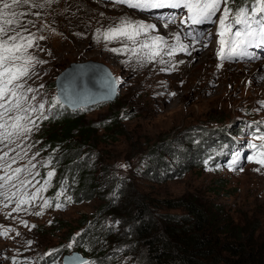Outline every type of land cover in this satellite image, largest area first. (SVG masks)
<instances>
[{
    "label": "rangeland",
    "instance_id": "1",
    "mask_svg": "<svg viewBox=\"0 0 264 264\" xmlns=\"http://www.w3.org/2000/svg\"><path fill=\"white\" fill-rule=\"evenodd\" d=\"M34 2L45 4V0ZM95 2L100 4L99 7L93 5ZM171 9L140 12L115 4L113 0H52L42 8L28 5L15 8L17 13H25L19 20L28 32L14 27L24 36L34 34L38 47L34 46L28 52L44 61L37 64L33 74L24 80L26 87L35 90L28 93L29 97H36L30 103H45L48 115L57 104L56 78L70 63L88 60L105 63L116 78L117 97L89 107L84 114L87 124L99 127L92 136L98 148L93 152L101 154L104 166L108 165L110 170L116 167L129 180L135 181L141 192L154 198L186 197L202 205L220 206L237 224L248 222L250 227H256L264 242V167L257 172L255 169L261 166L248 159L261 150L249 148V143H264L256 139L264 134V104L261 103L264 101V45L249 47V56L225 60L222 67H218L221 61L217 52L211 58L213 64L200 61L196 56L190 62L192 56L178 52L172 58L176 69L164 72L160 70L164 66L157 62L140 66L136 60H130L129 54L109 50L120 47V43L96 38L97 29L103 32L124 16L140 19L142 16L156 25L152 34L162 35L170 43L174 40L164 33L169 27L181 34L183 43H193L194 49L203 45L197 48L199 54L206 55L209 45L219 50L218 18L221 13L213 18L216 23L192 24L188 21L182 24L187 10ZM161 17H175L176 23H169L164 28L165 20ZM239 27L234 26L232 31ZM185 33L197 36L199 43L184 38ZM40 36L45 39L39 40ZM215 68L219 74L214 76ZM31 118L37 127H33L27 136L14 138L7 147L0 143V156L8 153L0 160V167L4 169L0 170V176L5 175V171L15 175L13 170L19 167L24 170L20 173L21 179L31 180L24 186L13 180L15 187L6 184L5 188L11 199L0 196V233L8 230L7 236L0 234V264H53V261L64 264L66 255L79 251L73 241L82 230L81 220L85 216L91 217L102 201L68 203L66 207L56 209L53 200V206L44 208V214L37 216L34 213L41 210V200L37 199L23 206L26 211H12L17 200L27 198L21 194L34 192L43 184L46 172L53 169L50 164L45 166L48 157L41 140L46 120H38L36 114H31ZM103 124H110V129ZM227 139L229 142L223 143ZM215 142L219 145V158L211 165L206 154L203 162L210 165L195 167L192 159L197 156L196 148L202 143L212 145ZM155 153L167 160L174 156L183 167L170 165L174 170L169 175L162 174L161 180L157 179L152 172ZM235 153H239L240 158L234 168H230ZM52 194L50 183L41 196H56ZM60 200L63 202L64 198ZM21 221H27V226ZM70 243L71 248L68 247ZM57 249L59 251H54ZM50 252L53 253L51 256L48 255ZM118 259L116 264H131L126 255H120Z\"/></svg>",
    "mask_w": 264,
    "mask_h": 264
},
{
    "label": "trees",
    "instance_id": "2",
    "mask_svg": "<svg viewBox=\"0 0 264 264\" xmlns=\"http://www.w3.org/2000/svg\"><path fill=\"white\" fill-rule=\"evenodd\" d=\"M86 111L89 107L72 110L57 103L48 112L41 140L55 169L52 195L63 187L73 203L102 201L91 217L81 220L82 230L75 238V246L89 261L116 264L126 255L131 264H264V242L255 226L237 224L220 206L186 197L154 198L116 167L104 166L101 154L93 152L98 148L92 136L99 127L86 123ZM103 125L110 129V124ZM218 147L216 142L202 143L193 165H213ZM206 154L210 164L203 162ZM153 155L157 179L174 170L170 165L183 167L174 156L167 160ZM176 209L184 212H167Z\"/></svg>",
    "mask_w": 264,
    "mask_h": 264
},
{
    "label": "snow or ice",
    "instance_id": "3",
    "mask_svg": "<svg viewBox=\"0 0 264 264\" xmlns=\"http://www.w3.org/2000/svg\"><path fill=\"white\" fill-rule=\"evenodd\" d=\"M51 2L52 0H45V4ZM113 3L126 5L128 8L140 12L160 8H184L187 10V16L181 21L182 24L188 21L192 24L216 23L213 18L217 16V13H221L218 18L220 48L217 51L221 64L218 67H222V62L225 60L231 61L249 56V47L264 45V0H113ZM45 4L35 3L34 0H11L10 3L8 0H0V5H2L0 7V143H4L5 147L13 143L14 138L27 136L33 127H37L35 121L31 118V114H36L38 120L49 119V115L46 114L45 103H30V100H35L36 97L34 95L29 97L28 93H33L35 90L26 87L24 83L25 78L33 74L35 66L44 63V61L28 52V49L32 47H38L35 43L37 38L31 33L24 36L21 31L17 30V27H14L18 26L24 32H28V29L19 20V16L25 15V13H17L15 8L21 5L42 8ZM222 5L223 8H221ZM34 15H39V13H34ZM161 18L165 20L164 28H167L169 23H176L175 17ZM236 25L241 27L233 32L232 29ZM155 29V24L133 20L131 17L124 16L120 18L118 23L111 25L103 32L97 29L96 38L97 40L102 38L109 43L120 41V47H112L109 50L117 54H129L130 60H136L140 66L155 61L164 66L160 69L161 71H174L176 65L172 62V58L178 52L191 55L189 49L194 48V44L183 43L179 32L171 33L174 42L170 43L164 36L152 34ZM184 38H190L191 41L199 43L198 37L193 36L191 33H185ZM38 39L44 40L45 37L40 36ZM165 57H168V59H165ZM183 62L178 61V63ZM171 95L174 96L175 93H171ZM56 103H59V97L56 98ZM261 103L264 104V101H261ZM29 125H32V127H29ZM256 139L264 141V134L258 135ZM248 147L261 149L248 157L250 161L261 166L255 169L259 172L264 167V143L257 145L250 142ZM3 156H8V153L4 152ZM3 156H0V160H3ZM234 156L235 158L229 164L230 168H234L240 158L239 153H235ZM51 162L52 158L50 157L45 166L51 164ZM5 164H7V161H5ZM0 170L4 169L0 167ZM22 171L24 170L17 167L13 170L15 175H9L5 171V175L0 176V181H3V183H0V196L4 197L5 200L11 199L5 191H2L6 184L15 187V184L12 183L13 180H18L21 186L31 183V180L27 178L21 179L20 173ZM28 175L31 176L32 173L29 171ZM36 175H39V173H36ZM54 176V168L47 171L43 184L31 194L22 193L21 196H27V198L17 200L12 211H26L27 209L23 206L30 205L37 199L41 200V210L34 213L37 216L44 214V208L52 207L53 200H55L54 206L56 209L64 208L68 203H73L72 197L66 195L67 189L63 187L57 191L55 197L44 198L41 196V193L47 191ZM37 183L40 182L37 181ZM12 195L15 196L16 193L13 192ZM61 197L64 198L63 202L60 200ZM21 223L27 226L28 222L21 221ZM32 227H35V225H32ZM0 234L7 236L8 230ZM68 247L71 248L72 243ZM52 254L51 252L48 253L50 256ZM53 264H56V262L53 261ZM64 264H95V262L81 259L79 256H69L65 258Z\"/></svg>",
    "mask_w": 264,
    "mask_h": 264
},
{
    "label": "water",
    "instance_id": "4",
    "mask_svg": "<svg viewBox=\"0 0 264 264\" xmlns=\"http://www.w3.org/2000/svg\"><path fill=\"white\" fill-rule=\"evenodd\" d=\"M57 95L72 110L95 106L116 99L118 84L111 69L102 62H72L56 78ZM88 260L82 252L73 255Z\"/></svg>",
    "mask_w": 264,
    "mask_h": 264
},
{
    "label": "bare ground",
    "instance_id": "5",
    "mask_svg": "<svg viewBox=\"0 0 264 264\" xmlns=\"http://www.w3.org/2000/svg\"><path fill=\"white\" fill-rule=\"evenodd\" d=\"M99 2V1H98ZM98 2H95V4H93V5H97L98 7H99V3ZM102 4H104L103 2H101ZM93 5H92V7H93ZM156 10V9H155ZM160 10V9H159ZM171 11H176V9H174V8H172L171 9ZM178 11V10H177ZM154 15H156V14H154ZM130 17L132 18V19H140V18H138L137 16H135V17H133V16H131L130 15ZM141 17V21H144V22H146V23H149V24H153V23H151V21L149 20V19H147V18H145V17H142V16H140ZM162 20H164V19H162ZM110 25V24H109ZM109 25H107V26H109ZM169 28H171V27H169ZM169 28H167V31L166 32H164V33H167V35L168 36H170L171 35V33H173V32H177V30H174V29H169ZM169 38V37H168ZM117 43H120L121 44V42L120 41H116ZM202 46L203 45H201V46H197V47H195V49L194 48H190L189 50L192 52V55H189V57L190 56H192V58L190 59V62H193V60H194V57L196 56L197 58H200V61H203V60H206L208 63H212L213 64V61H212V57H213V55L217 52V50L213 47V45H209L208 46V52L206 53V55H204L203 53H197L196 51H197V48L199 47H201L202 48ZM192 49V50H191ZM196 54V55H195ZM210 59V60H209ZM154 63H155V61H153ZM153 62H151V63H153ZM193 67V64H191V68ZM213 73H214V76L215 75H217V74H219V70L218 69H216L215 68V70L213 71ZM5 188H6V185H5ZM5 188L2 190V191H5Z\"/></svg>",
    "mask_w": 264,
    "mask_h": 264
}]
</instances>
